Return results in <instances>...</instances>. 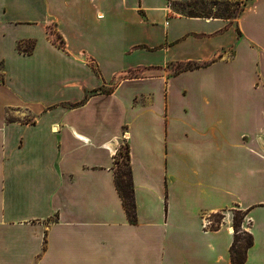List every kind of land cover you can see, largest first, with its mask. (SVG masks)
<instances>
[{
    "label": "crops",
    "instance_id": "obj_1",
    "mask_svg": "<svg viewBox=\"0 0 264 264\" xmlns=\"http://www.w3.org/2000/svg\"><path fill=\"white\" fill-rule=\"evenodd\" d=\"M241 2L0 0V264H231L235 211L264 264V0Z\"/></svg>",
    "mask_w": 264,
    "mask_h": 264
},
{
    "label": "trees",
    "instance_id": "obj_2",
    "mask_svg": "<svg viewBox=\"0 0 264 264\" xmlns=\"http://www.w3.org/2000/svg\"><path fill=\"white\" fill-rule=\"evenodd\" d=\"M167 2H170V0H167ZM183 7L179 6L176 11L181 14V16L185 17H192V18H223L232 20L235 19L240 12L243 9L239 11L235 16L233 15H220L215 17H205V16H198L195 14H192L191 12H187L186 15H184ZM62 44L59 43V46ZM191 67H189L190 69ZM124 145V151H121V146L119 150L116 153V157L114 159V185L115 189L118 193V196L121 200L123 209L125 211L127 220L130 224L136 223V205L134 201V195H133V183H132V174H131V167H130V158H129V147L127 144ZM121 159V160H120ZM123 160V161H122ZM122 161V162H120ZM245 217V213L243 212H237L233 214V229H234V240L230 248V257H231V264H244L246 253L249 247L252 245V237L250 234L243 230H239V227L241 223L243 222V219ZM217 218V220H216ZM215 221L217 223L220 222L222 219V215L217 214L214 217ZM244 234L246 236V239L240 238L238 235Z\"/></svg>",
    "mask_w": 264,
    "mask_h": 264
},
{
    "label": "rangeland",
    "instance_id": "obj_3",
    "mask_svg": "<svg viewBox=\"0 0 264 264\" xmlns=\"http://www.w3.org/2000/svg\"><path fill=\"white\" fill-rule=\"evenodd\" d=\"M168 6L172 14L176 16H181V14H179V12L176 11V9L179 6L184 8L183 9L184 15H186L187 12H191L192 14H195L198 16H205V17H215V16H220V15L235 16L242 9V2L241 0H170V2H168ZM187 67H190V65H188ZM180 68L181 66H178L177 68L173 67L171 69V72H175ZM145 74H147L145 70H138V71L129 73L128 76H134V75L142 76ZM120 149L121 151H124L123 144H121ZM241 227H242V223L239 227V230H242ZM238 236L244 240L246 239V236L244 234H240Z\"/></svg>",
    "mask_w": 264,
    "mask_h": 264
},
{
    "label": "built area",
    "instance_id": "obj_4",
    "mask_svg": "<svg viewBox=\"0 0 264 264\" xmlns=\"http://www.w3.org/2000/svg\"><path fill=\"white\" fill-rule=\"evenodd\" d=\"M222 219L220 220L219 223H217L214 219H211L210 217L206 218L204 221H203V224L202 226L204 228H209V227H216L218 226L220 223H221Z\"/></svg>",
    "mask_w": 264,
    "mask_h": 264
}]
</instances>
